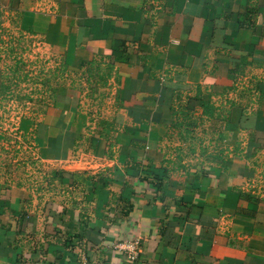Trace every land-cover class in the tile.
<instances>
[{
	"label": "crops",
	"instance_id": "crops-1",
	"mask_svg": "<svg viewBox=\"0 0 264 264\" xmlns=\"http://www.w3.org/2000/svg\"><path fill=\"white\" fill-rule=\"evenodd\" d=\"M5 31L50 81L0 127V264H264V0H0Z\"/></svg>",
	"mask_w": 264,
	"mask_h": 264
},
{
	"label": "rangeland",
	"instance_id": "rangeland-1",
	"mask_svg": "<svg viewBox=\"0 0 264 264\" xmlns=\"http://www.w3.org/2000/svg\"><path fill=\"white\" fill-rule=\"evenodd\" d=\"M43 56L37 41L29 35L5 31L0 38V127L8 138L14 136L7 134L12 123L23 116L31 117L39 104H45L44 93L41 97L39 94L48 89L50 80L41 79V76L50 69ZM3 153L5 160L19 152L14 146ZM10 167L16 169L15 165Z\"/></svg>",
	"mask_w": 264,
	"mask_h": 264
},
{
	"label": "built area",
	"instance_id": "built-area-1",
	"mask_svg": "<svg viewBox=\"0 0 264 264\" xmlns=\"http://www.w3.org/2000/svg\"><path fill=\"white\" fill-rule=\"evenodd\" d=\"M121 249L124 250V258L127 260V264H136L137 257L139 252L138 241H128L124 243V247Z\"/></svg>",
	"mask_w": 264,
	"mask_h": 264
},
{
	"label": "trees",
	"instance_id": "trees-1",
	"mask_svg": "<svg viewBox=\"0 0 264 264\" xmlns=\"http://www.w3.org/2000/svg\"><path fill=\"white\" fill-rule=\"evenodd\" d=\"M13 67V66H12ZM10 70H12V69H10ZM9 79H11V78H9ZM40 102H41V100H39Z\"/></svg>",
	"mask_w": 264,
	"mask_h": 264
}]
</instances>
